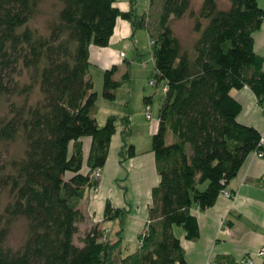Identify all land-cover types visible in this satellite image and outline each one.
I'll list each match as a JSON object with an SVG mask.
<instances>
[{
  "label": "trees",
  "instance_id": "obj_1",
  "mask_svg": "<svg viewBox=\"0 0 264 264\" xmlns=\"http://www.w3.org/2000/svg\"><path fill=\"white\" fill-rule=\"evenodd\" d=\"M45 1L0 0V264H188L175 227L196 239L192 205H213L221 181L226 186L253 150L264 158L261 132L237 120L241 104L229 92L247 86L264 109V66L253 48L264 7L258 0L226 6L202 0L194 10L192 0H149L138 14L133 1L122 10L117 0H54L40 30L33 21ZM185 15L192 23L188 39L174 24ZM118 17L147 30L151 80L165 84L151 136L159 181L151 188L141 243L124 256L119 242L126 210L106 201L105 220L121 225L118 239L102 240L98 224L81 229L79 205L98 184L93 172L106 162L117 120L111 114L103 125L97 122L90 45L106 46ZM116 73V65L103 71L107 100L130 79L128 68ZM122 133H129L128 124ZM13 143L18 149L9 153ZM124 148L134 155L125 140L120 154ZM18 220L25 222L24 236L11 247L7 237Z\"/></svg>",
  "mask_w": 264,
  "mask_h": 264
},
{
  "label": "crops",
  "instance_id": "obj_2",
  "mask_svg": "<svg viewBox=\"0 0 264 264\" xmlns=\"http://www.w3.org/2000/svg\"><path fill=\"white\" fill-rule=\"evenodd\" d=\"M132 1L135 6L136 0H117L116 5L120 9L126 10L131 7ZM201 2L202 0L198 2V6H200ZM227 3L228 0H226L225 4L227 5ZM258 3L261 7H264V0H258ZM136 29L137 28H133L130 21L118 17L108 44L106 46L90 45L89 57L91 62V76V67L96 69L98 79L102 77L104 69L112 65L117 66V73L121 72L120 74H122L126 68L129 69V65L131 63L133 64L134 57H136L135 55H140L138 48L143 38L141 33H138L137 36ZM145 31L149 38L146 29ZM253 48L254 52L262 57V66H264V23L253 33ZM120 52H124V55L120 56ZM128 57H130V59H128ZM136 59L137 58H135V60ZM151 59L153 60L152 56ZM119 75L115 74V77ZM128 82L122 85L126 86ZM164 86L165 84L163 85V89H165ZM119 88L116 91L114 99L118 98ZM229 92L241 104V110L237 115V120L256 127L261 132L262 140H264V109L258 104L253 91L249 87L244 86L239 89L232 88ZM101 102L104 104V101ZM143 102L151 107L152 95H144ZM129 104L128 98H124L122 112H111L107 114L106 117L114 114L119 121V123L118 121L116 122V130L118 131V135H116V147L118 145V154H120L124 140L134 146V155L128 158L118 159V162H121L123 159H128L126 164L129 170L126 173L123 171V174H125L124 176L128 179H130V177L134 178L133 191L139 192L140 197H143L145 200L147 199L146 211L142 210V212L137 215L141 223V229L147 219L148 207L151 202V188L159 181L150 138V135H152L157 128L158 115L157 121L151 124L148 123V125L143 123L145 127L143 129L139 128V130L144 133L146 141L143 142L144 140H140L142 143L137 141L134 143L132 139L129 140L128 138L130 137L129 135H132L135 131L136 126V121L130 109L128 110ZM125 124H128L129 133L125 135L127 138L123 139L122 132L125 128ZM111 139L108 147V156L112 142ZM83 145L84 154H87L90 138H84ZM86 156L84 155V159ZM117 174H119V170ZM104 177L103 173L99 181L100 188L98 192L106 188L104 185ZM122 187H124L123 190L126 192V187L124 185ZM226 188L232 192L231 197H226L220 193L213 205L202 210L199 209L197 205H192L191 210L196 215L199 226V235L196 239H186L182 229L180 227H175V232L180 238L184 256L188 264H243L240 260L246 256L252 257L253 264H264V254L259 255L257 253L260 248H264V158H262L257 150H253L248 154L236 176L227 181ZM102 200L103 201L93 198L91 200L88 199V207L86 205L83 208L84 197L82 198L79 205L84 212L85 218L81 224L84 226V228H82L83 230H85L87 226L90 227L95 224H98L102 230L107 228V236L109 237L113 229L115 232L116 230L118 231V229L114 228V222L117 225L118 219L103 221L102 216L105 202L109 200L115 207H124L126 205L114 203L107 196L103 197ZM127 208L130 209V207ZM87 210L89 211L88 214H86ZM108 221H112L110 226L108 225ZM104 222L107 223L105 224ZM124 231L125 225H123L120 235L121 256L130 253L127 252L123 254L122 252V237ZM115 234L113 238L116 237Z\"/></svg>",
  "mask_w": 264,
  "mask_h": 264
},
{
  "label": "rangeland",
  "instance_id": "obj_3",
  "mask_svg": "<svg viewBox=\"0 0 264 264\" xmlns=\"http://www.w3.org/2000/svg\"><path fill=\"white\" fill-rule=\"evenodd\" d=\"M199 1L200 0H192L191 2L192 9L196 10L199 7L198 6ZM217 1L220 6H226L225 4L226 0H217ZM148 5H149V0H136L135 1L136 12L143 13L147 11ZM56 6L57 3L54 0H46L41 5V11L35 17L33 24L36 27H38L40 30H43L45 28L46 20L55 10ZM174 24H175L176 32L181 38L188 39L193 34L191 28V24H192L191 18L189 17V15H185L175 20ZM136 30H137V36L138 33H141L143 35L141 44H139V48H138V52L140 53V55H135L136 57H134L133 64L130 62L131 63L129 65L130 79L128 84H126V86L122 85L119 88L118 98L113 100H107L103 98V96L101 95L102 77L98 79L96 69H94L93 67H91V72H92V80L94 83V90L97 91V100L99 101V102L97 101L98 112L96 115L98 124L103 125L105 123L107 114L116 111L122 112L121 110L123 108L124 98H128L130 102L128 106V110L130 109V112L136 121L135 131L132 133V135L130 134L129 135L130 137L128 138L129 140L132 139L134 143L135 141L142 143L143 140H144L143 142L146 141V137L144 133L141 130H139V128L143 129L145 127V124L143 123H146V125H148V123L151 124L152 122L157 121V111L160 106L161 100L163 99L164 96V89H163L164 83L163 81H158L155 82L154 84L149 83V80L154 79V71H155L154 63L153 60L151 59L152 56L151 43L149 41V38L147 37V33L145 29L137 28ZM122 53L124 52H120V56L124 55V54L121 55ZM135 58L137 59L135 60ZM128 59H130V57H128ZM120 73L121 72H118L116 73V75H119ZM144 95H152V102L149 110L151 113V117L146 116V111H145L146 104H144L143 102ZM101 101H104V104ZM2 108L3 106L0 105V110H2ZM117 121L118 119L116 120V122ZM132 126H133V122H132ZM116 135H118L117 130L114 132L112 136L111 139L112 142L109 149L110 151L109 156L107 155L108 158H106L107 159L106 163L100 170L101 173L98 176L99 179L97 186L87 189L84 194L83 208L86 205L88 207L89 205L87 203L88 199L91 200L93 198V199H100L101 201H103L102 198L105 196L109 197L110 200L114 203H119V204L121 203L126 205L124 207H121L126 210V213L123 218V225H125V231L122 237V252L123 254H126L127 252L134 251L141 243V236L145 232V227H146L145 225L147 224V219L144 222L142 228L140 229L141 223L137 215H139L142 212V210L146 211L147 199L145 200L143 197H140L139 192L133 191L134 188L133 183L135 181L134 178L130 177V179H128L126 176H124L125 174H123V171L124 173H126L129 170V167L126 164L128 159L126 160L123 159L121 162H118L119 161L118 159L126 158V157L128 158L129 156H127L126 150L124 149L122 154H118L117 152L118 145L116 147V143H117ZM122 138L126 139L127 136H125L122 133ZM85 139H89V137H85ZM18 144L19 143H13L12 145H9L8 148L9 153L16 152L18 149ZM84 155L86 156L87 154L85 153ZM118 170H119V174H117ZM103 173L105 176L104 185L106 186V188L98 192L100 188L99 181ZM123 185L127 189L126 192H124L125 190H123L124 188L122 187ZM127 207H130V209H128ZM88 213L89 211L87 210L86 214ZM102 218L103 221H105L104 210H103ZM117 221H118L117 225L114 222V228L119 230L121 224L119 223L120 222L119 219ZM104 223L106 224L107 222ZM111 224L112 221H108V225L110 226ZM82 228H84L83 224H81V229ZM87 228H89V226H87ZM24 231H25V222L23 220L16 221L10 228L7 237V243L11 247H17L23 239ZM107 233H108V229L105 228L103 230L104 235L102 236V240L107 239L108 237ZM114 234L116 235L115 238H113ZM109 237L113 238L112 240L118 239L117 230L115 232L113 229L110 232ZM117 264L119 263L117 262Z\"/></svg>",
  "mask_w": 264,
  "mask_h": 264
},
{
  "label": "built area",
  "instance_id": "obj_4",
  "mask_svg": "<svg viewBox=\"0 0 264 264\" xmlns=\"http://www.w3.org/2000/svg\"><path fill=\"white\" fill-rule=\"evenodd\" d=\"M123 54L124 53H122L121 55H123ZM149 83L150 84H154V81L150 80ZM149 110H150V106L148 104H146V108H145L146 116H150L151 117V114H150ZM99 175H100V170H99V168H96L95 171L93 172V177L94 178H98ZM221 185H222V187L220 188V193L223 194L226 197H231L232 196V192L226 188L224 180L221 181ZM257 253L259 255L264 254V248H260ZM240 262L243 263V264H253V260H252L251 256L243 257L240 260Z\"/></svg>",
  "mask_w": 264,
  "mask_h": 264
}]
</instances>
